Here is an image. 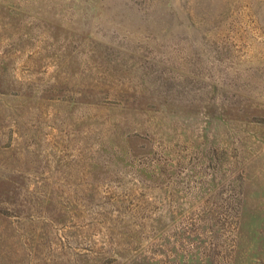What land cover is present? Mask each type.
Listing matches in <instances>:
<instances>
[{
    "label": "rangeland",
    "instance_id": "374dc122",
    "mask_svg": "<svg viewBox=\"0 0 264 264\" xmlns=\"http://www.w3.org/2000/svg\"><path fill=\"white\" fill-rule=\"evenodd\" d=\"M0 264H264V0H0Z\"/></svg>",
    "mask_w": 264,
    "mask_h": 264
}]
</instances>
